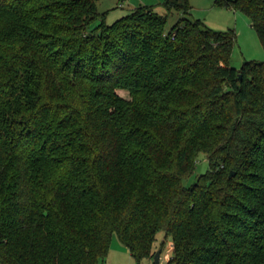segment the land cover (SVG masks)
<instances>
[{"label":"trees","instance_id":"16d2710c","mask_svg":"<svg viewBox=\"0 0 264 264\" xmlns=\"http://www.w3.org/2000/svg\"><path fill=\"white\" fill-rule=\"evenodd\" d=\"M215 5L264 44V0ZM162 7L0 0V264H100L114 233L153 262L160 232L167 264H264V61Z\"/></svg>","mask_w":264,"mask_h":264},{"label":"rangeland","instance_id":"374dc122","mask_svg":"<svg viewBox=\"0 0 264 264\" xmlns=\"http://www.w3.org/2000/svg\"><path fill=\"white\" fill-rule=\"evenodd\" d=\"M100 16L105 18L107 25L123 18L134 9L140 6H150L164 14L165 9L162 4L165 0H94ZM191 11L187 18L190 20H201L203 26L216 32H233L236 36V43L233 48L230 65L234 68H241L245 61H264V44L261 43L256 31L252 28L249 18L243 13L235 12L232 9L218 7L215 0H188ZM180 19V14L173 11L169 14L167 31ZM99 20L94 24L98 26ZM119 97L130 99L126 91L117 89ZM209 163L206 157L201 154L197 160L194 174L187 176L183 183L185 187H191L197 182L198 176L208 171ZM164 240L163 232L158 233L154 250L158 252ZM172 242L166 240L161 254L162 264H167L172 257ZM100 264H135L129 250L119 241L114 233L110 243L108 255ZM141 264H153L152 261L144 260Z\"/></svg>","mask_w":264,"mask_h":264},{"label":"water","instance_id":"95a60500","mask_svg":"<svg viewBox=\"0 0 264 264\" xmlns=\"http://www.w3.org/2000/svg\"><path fill=\"white\" fill-rule=\"evenodd\" d=\"M242 80V77L239 76L238 77V81H241ZM234 174L231 173V177L233 176ZM161 254H162V250L159 249L158 252H156L155 256H154V260H153V264H162L161 263Z\"/></svg>","mask_w":264,"mask_h":264},{"label":"crops","instance_id":"0c3cea01","mask_svg":"<svg viewBox=\"0 0 264 264\" xmlns=\"http://www.w3.org/2000/svg\"><path fill=\"white\" fill-rule=\"evenodd\" d=\"M162 263V262H161Z\"/></svg>","mask_w":264,"mask_h":264}]
</instances>
